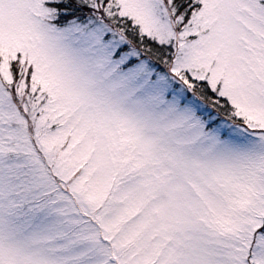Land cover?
<instances>
[{
	"label": "snow or ice",
	"instance_id": "1",
	"mask_svg": "<svg viewBox=\"0 0 264 264\" xmlns=\"http://www.w3.org/2000/svg\"><path fill=\"white\" fill-rule=\"evenodd\" d=\"M0 264H264V0H0Z\"/></svg>",
	"mask_w": 264,
	"mask_h": 264
}]
</instances>
